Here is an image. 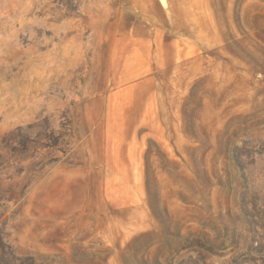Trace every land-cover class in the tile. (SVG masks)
I'll use <instances>...</instances> for the list:
<instances>
[{
    "label": "rangeland",
    "instance_id": "rangeland-1",
    "mask_svg": "<svg viewBox=\"0 0 264 264\" xmlns=\"http://www.w3.org/2000/svg\"><path fill=\"white\" fill-rule=\"evenodd\" d=\"M0 264H264V0H0Z\"/></svg>",
    "mask_w": 264,
    "mask_h": 264
}]
</instances>
